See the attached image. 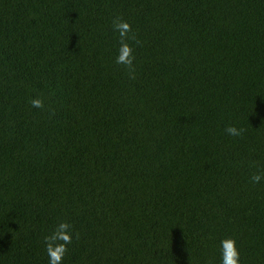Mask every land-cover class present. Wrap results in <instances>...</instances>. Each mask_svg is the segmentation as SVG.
<instances>
[{
  "label": "trees",
  "instance_id": "16d2710c",
  "mask_svg": "<svg viewBox=\"0 0 264 264\" xmlns=\"http://www.w3.org/2000/svg\"><path fill=\"white\" fill-rule=\"evenodd\" d=\"M60 223L61 264H264V0H0V264Z\"/></svg>",
  "mask_w": 264,
  "mask_h": 264
},
{
  "label": "clouds",
  "instance_id": "9594fccd",
  "mask_svg": "<svg viewBox=\"0 0 264 264\" xmlns=\"http://www.w3.org/2000/svg\"><path fill=\"white\" fill-rule=\"evenodd\" d=\"M114 30L119 32L120 37H124L130 30V26L127 22H115ZM120 55L116 57L117 64H123L126 67H131L134 56L132 55V48L127 43H121ZM31 105L35 108L42 107V101L40 99H33ZM243 130H238L235 127L226 128V132L231 136H239ZM253 183H257L261 180L259 174L251 177ZM70 225L67 223H60L51 236L45 237L46 250L49 256V264H61L62 257L66 252L65 245L70 241V233L68 229ZM56 240L64 241L63 244H55ZM219 253L220 264H240V251L237 245V241L232 236H226L219 241Z\"/></svg>",
  "mask_w": 264,
  "mask_h": 264
}]
</instances>
